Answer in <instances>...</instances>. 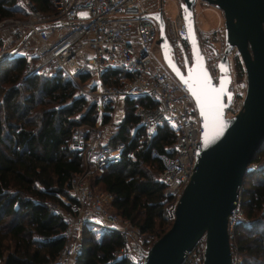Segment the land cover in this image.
Instances as JSON below:
<instances>
[{
    "label": "built area",
    "instance_id": "2783aa9c",
    "mask_svg": "<svg viewBox=\"0 0 264 264\" xmlns=\"http://www.w3.org/2000/svg\"><path fill=\"white\" fill-rule=\"evenodd\" d=\"M168 2L172 3V12L166 8ZM198 2L195 0L194 6ZM15 3L20 5L22 15L0 18V32H9L7 38L0 40V56L35 57L37 67L52 62L78 84L82 93L92 97L99 110L90 127L84 124L71 127L68 145L81 156L83 168L71 175L68 195H60L65 204L53 206L62 216L64 227L63 244L52 264H75L85 224L98 231L118 230L121 242L111 261L123 257L128 264H145L152 233L142 231L112 210L113 193L104 189L95 191L90 178L119 160L124 147L122 141L115 145L105 141L104 122L109 118L102 120V114L109 115L119 99L144 96L149 103L140 101L133 107L144 133L153 135L160 123H167L175 131L172 150L158 153L152 149L162 161L158 179L164 183L166 195L163 215L168 225L174 219L178 197L199 155L202 126L185 84L154 58L150 47L159 42L158 21L151 15L158 11L172 50L179 43H187L180 0H53L51 11L42 10L33 0ZM218 56L211 63L206 58L215 81ZM106 69L121 73L118 83L103 81L102 72ZM81 73L94 80L89 87L78 81ZM230 104L225 109L228 116L237 111L232 112ZM253 165L254 160L248 167ZM241 190L242 183L229 215V231L242 216ZM231 256L235 264L239 259L235 253L231 252ZM182 262L203 264V246L194 245L187 250Z\"/></svg>",
    "mask_w": 264,
    "mask_h": 264
},
{
    "label": "trees",
    "instance_id": "16d2710c",
    "mask_svg": "<svg viewBox=\"0 0 264 264\" xmlns=\"http://www.w3.org/2000/svg\"><path fill=\"white\" fill-rule=\"evenodd\" d=\"M33 1L44 11L54 8L53 0ZM14 14L22 15L20 5L15 0H0V18ZM25 64L24 55L0 60V264H52L63 244L64 227L53 206L65 204L60 195H68L71 175L83 168L81 156L68 145L71 127H90L97 110L94 102L87 103L82 94H75L76 84L61 68L23 74ZM85 75L81 73L80 78L86 79ZM120 75L116 69H106L102 79L118 83ZM140 101L149 103L144 96L124 97V116L107 142H124L121 157L90 181L113 193L117 213L152 233L166 222L164 183L158 179L162 161L152 149L158 153L172 150L175 131L160 123L147 136L133 112ZM108 118L104 114L103 120ZM263 151L264 143L252 160ZM253 173L258 177L240 194L250 218L239 219L229 231L231 252L236 249L240 256L235 264H264V163L249 169L244 177ZM260 210V216H255ZM165 229L161 227L156 237ZM93 231L97 232L84 225L75 264H128L123 257L111 261L121 242L117 229L99 231L98 236ZM202 246L200 238L195 247Z\"/></svg>",
    "mask_w": 264,
    "mask_h": 264
},
{
    "label": "water",
    "instance_id": "95a60500",
    "mask_svg": "<svg viewBox=\"0 0 264 264\" xmlns=\"http://www.w3.org/2000/svg\"><path fill=\"white\" fill-rule=\"evenodd\" d=\"M204 1L218 7L223 15L224 46L217 59L216 81L211 76L197 36L195 0H180L191 53V62L185 70L173 57L161 12L151 13L158 21V44L164 65L185 84L200 116L202 129L199 155L178 197L175 217L147 248L145 264H179L184 253L200 238H203V264H233L229 215L238 187L250 169L248 164L264 143V0ZM233 47L242 60L246 85L240 108L228 116L225 109L233 97L228 53ZM213 51L217 50L214 48ZM204 80L213 89H224L219 96V119L223 130L214 139L207 140L205 116L192 94L193 83ZM211 95L215 105L214 94Z\"/></svg>",
    "mask_w": 264,
    "mask_h": 264
},
{
    "label": "rangeland",
    "instance_id": "374dc122",
    "mask_svg": "<svg viewBox=\"0 0 264 264\" xmlns=\"http://www.w3.org/2000/svg\"><path fill=\"white\" fill-rule=\"evenodd\" d=\"M166 8L168 9V11L172 12V3L168 2L166 4ZM194 11H195L196 32L199 38V43H200L202 51L205 53V57L209 60L208 62L211 63V61L215 59V56L219 55L222 52V49L224 46L222 11L218 7H215L212 4L207 3L204 0H199V2L195 4ZM17 14H20V13H17ZM214 48L215 50H217L216 52L213 51ZM150 52L153 54L154 58L162 66H164L159 44L157 43L152 44V46L150 47ZM228 55H229L230 73H231L230 85H231V88L233 89V97H232V102L230 104V110L232 112H235L241 106V102H242V99L245 93L246 77H245L243 63H242V60L240 58V55L237 49L233 47L229 51ZM6 57H10V56H0V60ZM34 63H35V57H30V58L27 57L25 67L22 70L23 74L26 73L27 71H32V70L49 72L52 69L58 68L52 62L45 64L41 67L40 66L37 67L36 64ZM78 81H80L82 85L85 84V86L89 87L90 84H92L94 80H92L91 76L88 75L86 76V79L85 77L80 78V79L78 78ZM75 84H76L75 94H82L86 98L87 103H92L93 102L92 97L87 94L82 93L81 88L78 87V84L77 83ZM3 85L5 86L7 85V83L4 82ZM96 110H97V113H96V118H97L99 114V110L97 108ZM124 113H125L124 99H121L110 110L108 121L104 122L105 130H106L105 136H104L105 141L108 142L109 136L116 128L117 123L123 118ZM78 115H79V112L74 113V116L78 117ZM103 116L104 114H102V120H103ZM262 163H264V151L260 152L256 160H254V165L251 168L250 167L249 168L254 170L256 167H258ZM257 177L258 176L256 173H253L251 175H248L247 177H244L242 181V189L244 186L246 187L249 184V182L255 181ZM90 184L92 185L95 191L103 190L100 187V184L98 182L96 184H92V182L90 181ZM263 207H264V203H263ZM111 209L113 210L114 207L111 206ZM240 209L242 211L241 219L248 220L250 216H247L245 214V211H244L245 209L243 208V205L241 203H240ZM261 212L262 210H260L257 214H255V216H260ZM168 226L169 225L166 222L165 223L163 222V225H158L152 232L151 236H149V238H152V241H153L156 238V235L158 234V231L161 229V227L167 228ZM98 232H99L98 230L97 232L93 231V235L98 236L99 234ZM232 252L235 253L237 259L240 258L236 249H233Z\"/></svg>",
    "mask_w": 264,
    "mask_h": 264
},
{
    "label": "snow or ice",
    "instance_id": "6c2138e0",
    "mask_svg": "<svg viewBox=\"0 0 264 264\" xmlns=\"http://www.w3.org/2000/svg\"><path fill=\"white\" fill-rule=\"evenodd\" d=\"M80 15H87L81 13ZM188 17H186L187 19ZM183 79V77H181ZM186 84L188 80L184 81ZM224 91L223 87L219 90L213 89L207 80L195 81L193 83V96L197 98L201 107V114L205 116V128L208 129L205 132V139H214L220 135L223 130V123L219 119V96ZM214 94L215 105L212 103V95Z\"/></svg>",
    "mask_w": 264,
    "mask_h": 264
},
{
    "label": "flooded vegetation",
    "instance_id": "af4514ba",
    "mask_svg": "<svg viewBox=\"0 0 264 264\" xmlns=\"http://www.w3.org/2000/svg\"><path fill=\"white\" fill-rule=\"evenodd\" d=\"M185 44L186 43H179L175 50H172L173 57L182 70H185L186 66L191 62V53L189 50V46H184Z\"/></svg>",
    "mask_w": 264,
    "mask_h": 264
},
{
    "label": "crops",
    "instance_id": "0c3cea01",
    "mask_svg": "<svg viewBox=\"0 0 264 264\" xmlns=\"http://www.w3.org/2000/svg\"><path fill=\"white\" fill-rule=\"evenodd\" d=\"M9 36V32L8 31H1L0 32V39L2 38V37H5V38H7ZM119 100H121V99H119ZM118 100V101H119ZM117 101V102H118Z\"/></svg>",
    "mask_w": 264,
    "mask_h": 264
},
{
    "label": "bare ground",
    "instance_id": "6f19581e",
    "mask_svg": "<svg viewBox=\"0 0 264 264\" xmlns=\"http://www.w3.org/2000/svg\"><path fill=\"white\" fill-rule=\"evenodd\" d=\"M211 8V7H210Z\"/></svg>",
    "mask_w": 264,
    "mask_h": 264
}]
</instances>
